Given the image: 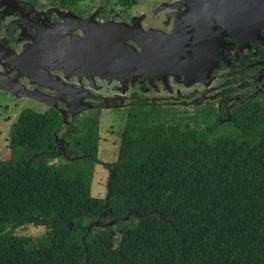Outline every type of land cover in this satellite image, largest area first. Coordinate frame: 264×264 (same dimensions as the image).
<instances>
[{
    "label": "trees",
    "instance_id": "16d2710c",
    "mask_svg": "<svg viewBox=\"0 0 264 264\" xmlns=\"http://www.w3.org/2000/svg\"><path fill=\"white\" fill-rule=\"evenodd\" d=\"M48 1L76 10L83 0ZM210 116L186 120L135 97L109 163L98 157V117L68 130L58 109H24L0 161V264H264V123ZM97 164L105 198L91 194ZM29 226L45 231L23 233Z\"/></svg>",
    "mask_w": 264,
    "mask_h": 264
},
{
    "label": "flooded vegetation",
    "instance_id": "af4514ba",
    "mask_svg": "<svg viewBox=\"0 0 264 264\" xmlns=\"http://www.w3.org/2000/svg\"><path fill=\"white\" fill-rule=\"evenodd\" d=\"M190 1L165 0L138 14L132 10L135 5L129 9L103 5L92 11L83 12L78 9H63L57 5L34 6L23 0H0V85H9L10 81H14L20 86L25 85L37 95L51 98L54 100L52 103L57 104L54 109L61 111L68 130L72 122L82 115L71 114V111H76V106L69 98L68 92L73 94V88L76 87L83 89L79 96H82V102L88 105L87 111L91 114L84 116L82 120L100 116L103 112L112 113L114 110L122 109L127 113L131 102L138 97L172 109L186 120L190 118L194 120L201 117L204 112H210L212 115L210 119L217 126L235 123L238 115L248 119L257 113L264 123V34L260 40L249 44H240L230 34L223 35L221 39L223 58L220 57L219 63L209 74L197 72L193 75H184L182 65L179 63L176 68L173 66L172 69L157 73L154 68H147L146 74L141 72L139 67H135L133 72L125 69L121 80L108 81L103 78L102 81L95 79L91 82L82 78L79 81L77 74L65 73L58 69L54 62L47 60L45 62L56 69L38 66L40 76L35 78L36 80L26 74V60L41 52L39 45L48 40L52 43L57 39L56 29L65 22L56 11L59 9L72 11L81 18L96 13L95 20L98 23H122L133 27L134 21L136 28L141 26L143 32L152 36V42L154 36L161 39L160 41L156 38L157 45L162 49L163 58L173 50L175 53L173 56L178 61L194 60L197 52L192 47L196 46V36L199 32L188 24L189 15L193 11ZM219 29L221 28H218V31ZM126 42L134 46L131 40L128 39ZM134 47L137 52L141 51L137 46ZM181 51L184 54L182 57L179 56ZM57 75L65 82L61 86L64 90H61L63 93L60 95L58 90L52 88L58 86L54 80V76ZM41 82L50 86H43ZM12 96L16 100H21L15 95ZM24 100L41 103L32 97ZM177 101L180 104H177ZM260 140L264 142V132ZM68 145L61 140L58 154L69 158ZM74 156H78V153H74ZM97 166L103 167L102 164Z\"/></svg>",
    "mask_w": 264,
    "mask_h": 264
},
{
    "label": "water",
    "instance_id": "95a60500",
    "mask_svg": "<svg viewBox=\"0 0 264 264\" xmlns=\"http://www.w3.org/2000/svg\"><path fill=\"white\" fill-rule=\"evenodd\" d=\"M190 2L193 11L189 15L188 24L199 32L196 36V46L192 47L197 52L194 60L178 61L173 56L175 54L173 50L163 58L162 49L157 45L158 37L154 36L152 42V36L143 32L141 26L136 28L134 21H132L133 27L122 23H98L95 20L96 13L81 18L72 11L59 9L56 11L65 22L56 29L57 39L52 43L48 40L39 45L41 52L26 60V74L35 79L40 76L38 66L56 69L50 67L45 60L54 62L56 67L65 73L77 74L79 81L82 78L91 82L95 79L102 81L103 78L108 81L121 80L125 69L133 72L135 67H139L141 72L146 74L147 68H154L157 73L172 69L173 66L176 68L179 63L180 66L182 65L184 75H193L197 72L209 74L219 63L220 57L223 58L221 42L223 35L230 34L240 44H249L260 40L264 34V0H191ZM218 28H221L220 31ZM128 39L141 51L137 52L134 46L126 44ZM158 39L161 41L160 38ZM183 55L182 51L179 52V56ZM54 80L58 86L52 88L58 90L60 95L63 93L61 90H64L61 86L65 82L58 75L54 76ZM40 84L46 85L43 82ZM0 90L20 99L32 97L49 107H57L56 103H52L54 100L51 98L37 95L25 85L20 86L14 81H10L9 85H0ZM81 92H83L81 87L73 88V94L68 92L69 98L76 106V111H71L73 116L89 110L88 105L82 102V96H79ZM106 225L114 226L115 222ZM97 226H100L99 222L92 225V227Z\"/></svg>",
    "mask_w": 264,
    "mask_h": 264
},
{
    "label": "rangeland",
    "instance_id": "374dc122",
    "mask_svg": "<svg viewBox=\"0 0 264 264\" xmlns=\"http://www.w3.org/2000/svg\"><path fill=\"white\" fill-rule=\"evenodd\" d=\"M165 0H136V5L132 8L135 13L140 14V12L147 10L151 6L157 5L160 2ZM41 4L44 6L53 5L52 2L48 0H42ZM108 5L109 7H113V2L108 0H83L78 5V11H92L99 6ZM147 8V9H146ZM115 10H119V8H115ZM100 83V82H99ZM8 93V92H7ZM6 91H0V161H10L11 159V139L12 132L15 126V123L18 119L20 113L26 109H32L36 112L43 113L47 110V105L41 103H37L31 100H16L12 94H7ZM177 104L180 102L177 101ZM187 106V105H186ZM193 107H191L192 109ZM124 110H114L111 112H103L99 118V128H100V141H99V159L103 162H116L122 132L124 130L126 114ZM91 114L88 111L82 113V115L76 118V122L82 121L84 116H90ZM124 115V116H122ZM66 129L68 127L66 126ZM53 164H61L62 161L60 159H54L50 161ZM107 179H108V171L105 170L102 166H97L93 181L91 194L93 197L105 198L108 193L107 188ZM113 222H108L110 224ZM45 231L44 227H35L29 226L23 232L25 234H30L34 236H39L43 234Z\"/></svg>",
    "mask_w": 264,
    "mask_h": 264
}]
</instances>
